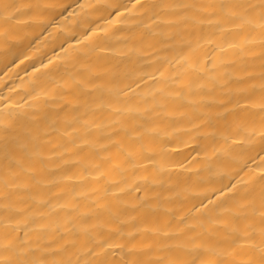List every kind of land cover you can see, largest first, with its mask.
<instances>
[{"label": "bare ground", "instance_id": "bare-ground-1", "mask_svg": "<svg viewBox=\"0 0 264 264\" xmlns=\"http://www.w3.org/2000/svg\"><path fill=\"white\" fill-rule=\"evenodd\" d=\"M0 264H264V0H0Z\"/></svg>", "mask_w": 264, "mask_h": 264}]
</instances>
